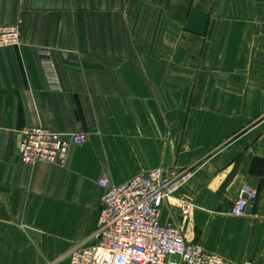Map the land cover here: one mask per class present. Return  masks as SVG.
Returning a JSON list of instances; mask_svg holds the SVG:
<instances>
[{"label":"crops","instance_id":"crops-1","mask_svg":"<svg viewBox=\"0 0 264 264\" xmlns=\"http://www.w3.org/2000/svg\"><path fill=\"white\" fill-rule=\"evenodd\" d=\"M0 264H68L106 179L188 170L160 222L235 264L264 262V0H0ZM84 135L23 164L21 130ZM244 184L257 191L230 214ZM181 199L193 208L180 212Z\"/></svg>","mask_w":264,"mask_h":264},{"label":"built area","instance_id":"built-area-1","mask_svg":"<svg viewBox=\"0 0 264 264\" xmlns=\"http://www.w3.org/2000/svg\"><path fill=\"white\" fill-rule=\"evenodd\" d=\"M19 45L20 28L0 26V49ZM20 134L19 160L27 165L45 163L62 167L71 146L85 142L84 135L60 134L40 124L24 128ZM189 177L188 170L152 169L118 186L100 179L98 185L104 193L96 228L87 242L69 251L68 264H235L189 243L176 227L160 222L162 205ZM256 200L257 191L244 184L230 214L246 216ZM192 208L191 200L181 199L183 216H188Z\"/></svg>","mask_w":264,"mask_h":264}]
</instances>
